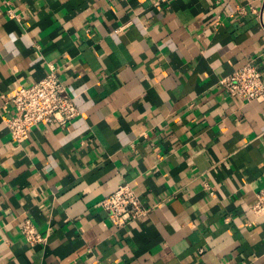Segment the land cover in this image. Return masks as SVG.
Returning a JSON list of instances; mask_svg holds the SVG:
<instances>
[{
	"label": "crops",
	"instance_id": "0c3cea01",
	"mask_svg": "<svg viewBox=\"0 0 264 264\" xmlns=\"http://www.w3.org/2000/svg\"><path fill=\"white\" fill-rule=\"evenodd\" d=\"M262 1L0 0V264H264V102L221 85L264 70ZM51 66L81 117L14 141L11 98ZM122 180L150 211L119 230Z\"/></svg>",
	"mask_w": 264,
	"mask_h": 264
},
{
	"label": "built area",
	"instance_id": "2783aa9c",
	"mask_svg": "<svg viewBox=\"0 0 264 264\" xmlns=\"http://www.w3.org/2000/svg\"><path fill=\"white\" fill-rule=\"evenodd\" d=\"M251 11L259 16L264 30V1L260 9L251 8ZM7 12L11 19L18 18L13 9ZM247 12L246 8L241 7L232 17ZM221 85L231 98L264 102V70L251 63L224 77ZM11 102L12 114L7 117L5 123L13 140L20 143L29 141L36 127L65 129L81 117L80 109L67 92L60 73L54 66L50 67V71L41 81L21 87L11 98ZM99 205L119 230L145 218L150 211L143 204L136 189L125 180L120 181L116 191L103 199ZM251 212L256 218L264 217V187L257 193ZM21 233L31 246L45 244L47 241L30 219L21 226Z\"/></svg>",
	"mask_w": 264,
	"mask_h": 264
}]
</instances>
